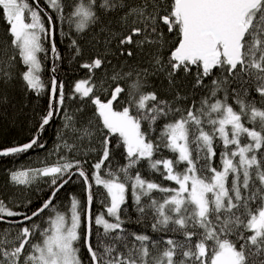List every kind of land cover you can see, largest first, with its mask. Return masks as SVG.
Listing matches in <instances>:
<instances>
[{
  "label": "snow or ice",
  "instance_id": "obj_1",
  "mask_svg": "<svg viewBox=\"0 0 264 264\" xmlns=\"http://www.w3.org/2000/svg\"><path fill=\"white\" fill-rule=\"evenodd\" d=\"M116 13L119 30L104 23ZM0 18V84L22 64L25 92L48 96L0 158L46 149L63 118L53 163L9 171L22 198H0V264H264V0H0ZM85 32L104 48L79 64L71 112L61 65ZM69 184L82 196L61 206Z\"/></svg>",
  "mask_w": 264,
  "mask_h": 264
},
{
  "label": "trees",
  "instance_id": "obj_2",
  "mask_svg": "<svg viewBox=\"0 0 264 264\" xmlns=\"http://www.w3.org/2000/svg\"><path fill=\"white\" fill-rule=\"evenodd\" d=\"M138 2L139 0H132V3ZM120 14L122 13L109 14V16L104 17V23L107 24L109 23V21H111V27L119 30L117 19ZM6 28L7 25L5 24L3 18H0V41L6 39ZM93 31H98V28L93 29ZM67 44L68 42H62L58 45L62 54L65 57H67L69 53ZM79 44L81 46L82 54L80 57H77V62L74 63L71 67H69L67 62L61 65V68L63 70L62 75L65 81L66 107L71 112H74L79 105L77 101L67 100L68 91L70 87L74 84V82L80 79H84L88 75V70L80 68L79 64L83 62H89L97 54L98 51H102L104 48L103 44H100L99 46H94L95 41L87 32H85L83 38L79 40ZM145 51H149V49H146ZM167 54L168 53L166 51L164 55L167 56ZM148 58L149 57L147 55L141 57V59L144 61H146ZM110 59H112V63L115 64L117 66V70H119L120 61L112 57H110ZM50 64V60L46 61L44 64L42 78L45 84L49 82V78L51 75L49 71ZM147 66L148 65L146 64L141 65V67ZM23 70L24 66L22 64L19 65V67L16 69V78L11 82V84L8 86L0 84V93H2L3 96L6 97V99L0 100V148H6L12 146L13 144H23L27 142L31 138L32 133L35 131L36 125L40 120V117L44 115V112L47 108L48 96L46 93L41 96H37L31 90L25 92L24 84L19 77V73ZM123 71H129L128 66H124ZM97 75H99V70L97 71ZM149 79L152 81L153 84L159 87V80L156 77H150ZM164 83L166 85L167 82L165 81ZM145 90L150 91L151 89L148 88ZM160 94L164 95L163 92H161ZM91 110L92 106L89 105L85 108L84 114H90ZM62 122V116L57 117L55 123L51 127H48L46 129L44 133L46 149L30 151L29 153L24 154L16 159L11 157L0 158V198H4L6 201L9 199L15 200L22 198V189L17 188L8 182L9 171L24 165L28 160H31L32 157L35 156V154L41 157V155H45L50 152L53 147L57 145L56 132ZM77 126L79 127V125ZM66 135H68L67 132ZM217 151L219 153V149H217ZM164 155L170 156L171 154L165 151ZM115 160L118 163H124L123 159L120 157L118 152L116 154ZM181 167L183 166L181 165ZM144 175L147 176L148 174L144 173ZM155 179H157V181L159 182L160 177L156 176ZM165 183L169 184L171 182L165 181ZM40 187L43 189L41 192L31 193L32 198L34 200H36L37 196H39L40 199H44L48 195L47 185L40 184ZM69 193H76L82 196L81 185H66L65 188L57 194V201L61 203V206L68 202ZM57 201H54V203H57ZM98 207L99 206L94 201L93 211H97ZM132 227L136 228L135 225H132ZM137 230L139 229L137 228Z\"/></svg>",
  "mask_w": 264,
  "mask_h": 264
},
{
  "label": "rangeland",
  "instance_id": "obj_3",
  "mask_svg": "<svg viewBox=\"0 0 264 264\" xmlns=\"http://www.w3.org/2000/svg\"><path fill=\"white\" fill-rule=\"evenodd\" d=\"M53 149H54V147H53ZM53 149H52V150H53ZM52 150H51V151H52ZM51 151H50V152H51ZM58 155H59L58 153H54V154L51 155V156H48L47 154H45V155H41V157H39V156H37V155L35 154V156H33L31 160H28L24 165L19 166L18 168H24V167H26V166H31V167H41L42 164L40 163V161H44L45 158H46V162H47L48 164H51V163H53V162L57 159ZM16 169H17V168H16Z\"/></svg>",
  "mask_w": 264,
  "mask_h": 264
},
{
  "label": "flooded vegetation",
  "instance_id": "obj_4",
  "mask_svg": "<svg viewBox=\"0 0 264 264\" xmlns=\"http://www.w3.org/2000/svg\"><path fill=\"white\" fill-rule=\"evenodd\" d=\"M101 95L102 98H104V94L103 93H98ZM114 108H115V105H114Z\"/></svg>",
  "mask_w": 264,
  "mask_h": 264
}]
</instances>
